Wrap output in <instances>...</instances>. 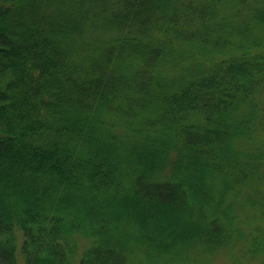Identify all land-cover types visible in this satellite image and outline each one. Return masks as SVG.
Segmentation results:
<instances>
[{
	"label": "trees",
	"instance_id": "16d2710c",
	"mask_svg": "<svg viewBox=\"0 0 264 264\" xmlns=\"http://www.w3.org/2000/svg\"><path fill=\"white\" fill-rule=\"evenodd\" d=\"M0 264H264V0H0Z\"/></svg>",
	"mask_w": 264,
	"mask_h": 264
}]
</instances>
